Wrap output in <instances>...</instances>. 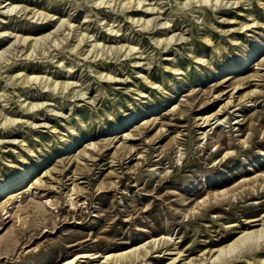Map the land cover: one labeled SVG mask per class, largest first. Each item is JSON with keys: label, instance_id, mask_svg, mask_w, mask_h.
<instances>
[{"label": "rangeland", "instance_id": "rangeland-1", "mask_svg": "<svg viewBox=\"0 0 264 264\" xmlns=\"http://www.w3.org/2000/svg\"><path fill=\"white\" fill-rule=\"evenodd\" d=\"M263 39L264 0H0V183L35 170L0 197V264L144 243L109 264H166L158 243L198 264L261 214Z\"/></svg>", "mask_w": 264, "mask_h": 264}, {"label": "bare ground", "instance_id": "bare-ground-1", "mask_svg": "<svg viewBox=\"0 0 264 264\" xmlns=\"http://www.w3.org/2000/svg\"><path fill=\"white\" fill-rule=\"evenodd\" d=\"M127 3L129 4L131 2H127ZM31 9H32V11L30 9L28 10V7L24 6L23 7V10H24L23 12H26L27 10L33 12V14H35L37 12V10L35 12L34 8H31ZM20 10H22V9H20ZM8 13H7V15H8ZM37 16L38 15H36V17ZM47 16L49 17L50 15L47 14ZM43 19H45V18L43 17ZM28 38H29V36L25 37L24 42H26V40H28ZM36 40H38V39H36ZM80 41H82V39H80ZM37 42L38 41H36V43ZM21 44H23V42ZM31 44H32V42H31ZM79 45H81V44H79ZM263 46H264V39L260 42L259 49L263 48ZM22 48H24V47H22ZM257 51H258V48H256L255 50L250 51L247 55H245L244 56V60H242V61H240L238 63H233V65H232L233 66V69H232L233 71L232 72H237V69L235 68V66H240L244 62H248L249 59L252 58L254 56V54L257 53ZM228 68H230L229 65H227L224 69L217 70L216 72H221V70H226ZM228 71H230V70L228 69ZM34 78L37 79L36 77H34ZM239 85H237V87H236L238 89L237 91H239V89H240ZM233 97H234V95H233ZM248 98H250V94L247 95V99ZM252 99H253V97L249 101H252ZM233 102H235V101L232 100V98H230V99L228 98V100L226 101L225 105H231ZM235 105H237V104H233L232 106H235ZM249 105L252 106V105H254V103H250ZM241 109H242L241 107L235 108V110H237L239 112L241 111ZM220 114H221L220 112H216V114L213 113V114L206 115V116H203V117L200 118L201 121L199 122L198 125H199V128L202 129V132H201L202 135L205 134L206 137L208 136V133L206 132V129H205L206 127H211L213 124L216 123L215 128H217V127H220V126L223 125V123H224L223 120L227 121V120H225V116H224L225 114L223 115V117L222 116H218ZM237 116H239V115L237 114ZM215 118H216V121L213 123L212 121ZM127 121H128V119H127ZM235 122L239 124V123H241V120L238 119ZM123 137H124L125 140L126 139H129V140L132 139L129 133L123 134ZM204 138L205 137H203V138L201 137L200 139H204ZM227 153H229V152H227ZM220 162H222V159L220 160ZM34 171H35L34 168L31 167L30 170L24 171L20 175L16 176V178L11 179V180L6 181V182H3V183H0V197H2L5 194L8 197V194L6 192L8 190H11L12 188L17 187L20 184L22 185L23 182L27 181L28 178L31 177V173H33ZM35 184L38 185L39 182H37V180L36 181L32 180V183H30V185H29L30 187L27 186L28 190H30L32 187H33V189L34 188L37 189L38 187ZM22 192L25 193L26 191L24 190ZM10 194L11 193H9V195ZM19 194H16L15 197H17ZM73 194L74 193H69L68 194V196L70 197L69 199H71V195H73ZM225 194H227V193H225ZM9 198H10V196H9ZM203 202H206V201L203 200ZM49 203H50V205H54L51 201ZM47 207H49V206H47ZM5 213H8V211H6ZM228 227H230L232 229V234H234V236L230 240H228L226 242H221L220 244H217L216 246L210 247L209 249L205 250L203 252V254L201 255V257H200V260H199L198 264H204V263H206V261H208L207 264H209L210 262L213 263V264L214 263H218V262H225V264H239V262H237V260L235 258L238 257V256L247 257V254H251L252 256L253 255L257 256L262 261V264H264V258L261 257L262 255L260 253V252H263V250H264V211L261 214H258L256 216H252V217L248 218L243 223L231 222V223L228 224ZM34 229L37 230V228H34ZM30 236H33V235L30 234ZM162 238L163 237L159 238V241H161ZM27 240H29V237H27ZM156 240H158V239L157 238L156 239L153 238V240H151V241L149 240L148 241L149 244H150V248L151 249L152 248H156ZM159 244L160 243H158L157 248H156V250L154 252L164 251L165 253L164 252H163L164 254L159 253L160 256L162 255V258H157V261H163L164 258H166V259L169 258L170 261L169 262H165L166 264H180V262L182 260H185V257L184 258H180V255L182 253L181 250H178L177 252H174L176 250L170 248V246L167 245L165 247L164 246L160 247ZM256 244L260 248V250H261L260 252H258L257 247H255V246H257ZM145 245H146V243H144L143 245L142 244H139V245L135 244V245H133V247H129V248H126V249H123V250L113 251V252H106L103 256H102V252L101 251H97L94 254L92 253L91 256L89 255V252H79L76 255H74L75 256L74 258L71 257V258H67V259H63V260L61 259V261L58 262L57 264H93L92 261H91L92 263H83V262L79 261V259L88 258V257H92V258H95V259H96V257H102L103 258V259H101L102 263H100V264H109V263H114V262L116 263L118 260H120L121 262H124V260L127 261L128 259H131V261L137 260L136 263L144 262V261H146L148 259L147 256L149 255V249ZM169 245H172V244H169ZM172 255H175V256H172ZM193 259L194 258H192L190 261H188L185 264H195V262L192 261Z\"/></svg>", "mask_w": 264, "mask_h": 264}]
</instances>
